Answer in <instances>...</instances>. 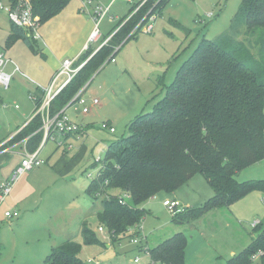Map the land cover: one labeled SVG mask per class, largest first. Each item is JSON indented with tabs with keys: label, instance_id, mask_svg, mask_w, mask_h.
Returning a JSON list of instances; mask_svg holds the SVG:
<instances>
[{
	"label": "rangeland",
	"instance_id": "rangeland-1",
	"mask_svg": "<svg viewBox=\"0 0 264 264\" xmlns=\"http://www.w3.org/2000/svg\"><path fill=\"white\" fill-rule=\"evenodd\" d=\"M1 1L8 3V0ZM112 3L113 0H95L89 14L81 11L79 0H70L58 15L41 24L39 40H31L30 45L20 39L10 49L9 56L14 61L7 57L4 70L14 75L9 89L0 85V147L36 114L33 97L37 84L52 76L50 63L56 58L52 49L55 54L59 53L57 57L71 58L88 19L98 35L101 34L98 42L89 41L97 47L105 37L116 32L125 18L141 15L144 10L146 13L140 22L148 15H155L153 0ZM97 5L111 6L98 26L93 17ZM240 5L241 0H168L162 14L156 16L154 31L140 33L138 39L127 42L116 56L117 63L105 64L92 77L85 98H98L100 106L86 115L76 105L67 112L78 125L87 128L86 132L69 138L55 134V140L48 141L41 151L44 164L27 172L0 207V264H43L54 247L67 241L81 244L80 258L84 264H133L131 260L137 257L144 264L151 263L147 252L132 243L133 237L114 242L108 230L104 234L98 232L102 225L97 213L102 201L114 196L101 195L95 199L86 189L102 169L99 159L105 158L109 143L127 135L129 124L138 115L153 110L203 39L214 41L230 32ZM8 18L5 11H0V46L4 51L12 35L11 30L7 31L12 26ZM178 25L188 28L189 35ZM89 52L84 50L82 54L86 56ZM103 122H110L116 133L101 129ZM0 151L1 185L20 165L26 150L21 144L9 151ZM237 180L241 183L264 181V159L244 169ZM109 192L120 196L117 190ZM213 195L211 186L199 173L174 193L157 194L144 205L146 215L141 226L148 240L143 245L151 249L182 232L187 237V264H227L249 248L259 233L257 228L264 227V190L250 192L229 210L216 208L185 224H175L173 214L164 205L167 198H176L191 208L200 207ZM6 209H16L20 217L7 218ZM257 221L260 223L254 227ZM85 223L100 243L85 242L82 236ZM251 264H262V261L252 260Z\"/></svg>",
	"mask_w": 264,
	"mask_h": 264
},
{
	"label": "trees",
	"instance_id": "trees-1",
	"mask_svg": "<svg viewBox=\"0 0 264 264\" xmlns=\"http://www.w3.org/2000/svg\"><path fill=\"white\" fill-rule=\"evenodd\" d=\"M11 1L16 4L19 0ZM153 1L156 2L153 14L161 15L168 0ZM31 2L34 15L42 24L58 15L70 0ZM145 13L144 10L141 15L122 20L107 44L95 54L88 51L89 56L81 57L74 68L81 64L83 67L52 100V114L68 107L87 84L88 90L92 77L116 58L127 42L138 39L141 29L131 33ZM178 27L189 35L188 28ZM12 32L9 43L19 38L32 45V39L13 23ZM41 93L36 92L33 97L36 110L44 100ZM41 127L42 119L37 115L5 146L29 138L25 148L27 152H35L43 140ZM73 135L76 134H68L66 138ZM263 159L264 0H241L230 32L214 41L203 39L153 110L138 115L129 124L127 135L109 143L103 168L86 193L95 199L108 196L110 189L131 195L132 201L127 206L120 204L118 196L105 197L97 213L100 224L114 231L116 242L142 222L146 202L161 192L174 193L198 173L205 177L214 195L204 205L174 216L175 224L192 222L216 208H229L250 192L264 190V181L237 180L244 169ZM258 229L252 245L227 264H251L252 257L259 252L263 253L259 259L264 264V227ZM82 236L87 244L100 243L87 223L82 227ZM186 248V235L176 233L151 248V260L187 264ZM81 249L78 242H64L52 249L43 264H84Z\"/></svg>",
	"mask_w": 264,
	"mask_h": 264
},
{
	"label": "built area",
	"instance_id": "built-area-1",
	"mask_svg": "<svg viewBox=\"0 0 264 264\" xmlns=\"http://www.w3.org/2000/svg\"><path fill=\"white\" fill-rule=\"evenodd\" d=\"M82 3L81 11L83 13H89L91 14L92 8L95 5V0H80ZM116 0H113V3ZM127 2H133L134 0H125ZM112 3V4H113ZM110 5L108 7H101L97 5L94 8L93 11V17L97 21V26L99 23L109 14ZM0 11H5L9 19L13 24L18 26L19 28L23 29L28 36V38L37 41L41 38V35L39 34V28L41 26L40 18L36 15H34L33 12V6L31 0H19L16 4L13 3L11 0H8L7 5H5L0 0ZM156 20V15H152L149 17L148 21L146 23H143L141 21L137 27L132 31V34L137 33L139 29H141V32L144 33H152L154 29L153 23ZM98 33L97 30L94 31L91 41L96 42L98 39ZM111 40V38H110ZM109 41H106L105 44H107ZM118 50V48H117ZM5 53L0 47V85L4 89H9L11 87V83L13 80V75L5 72V66L7 65ZM111 62L115 63L116 58H113ZM84 64L74 68V62L73 61H66L63 65V68L61 72L56 75V77L53 80V84L51 88H49L46 91V96L43 100L42 105L36 110V114L34 115H40L42 119V127L39 131L43 133V140L41 143V146L38 150H36L33 153L26 152L23 156V159L20 163V165L13 171L12 175L8 180L3 182L0 185V207L3 204V202L6 200V198L11 194L12 189L14 185L29 171H32L33 169L40 167L44 164L43 159L41 158V151L45 147L48 141L55 140V134H60L63 137H66L68 134H79L80 132H84V128L74 121L71 120V118L67 114V109L72 107L73 105H76L82 109L81 113L86 115L90 113V111L100 106L101 102L98 98H92V99H86L85 93L87 92L86 88L89 84H87L84 88L80 90L78 95L74 98V100L68 105V107L64 108L63 110L57 112L56 114L51 113V102L55 98V96L75 77V75L78 73V71L83 67ZM67 76V80L65 83L61 86L59 90L56 92H53V86L56 83V81L61 76ZM86 91V92H85ZM79 109V108H77ZM101 129L103 130H109L111 133H115L116 129L110 126V123L103 122L101 124ZM29 138H26L25 140L21 141V144L26 146ZM62 143V142H61ZM5 146V145H4ZM2 146L0 147L1 150ZM11 150V149H10ZM103 159H99V162H102ZM103 168V166H102ZM99 173V172H98ZM98 177V175H97ZM96 177V178H97ZM95 178V179H96ZM120 204L127 206L131 203L132 198L129 193H122L120 196H118ZM165 207L170 211L173 216H177L181 213L186 212L188 207H186L180 200L178 199H168L164 201ZM5 216L9 219L17 218L20 216L18 211H7L5 212ZM142 222L140 224H136L134 227L130 228L129 231L126 233L127 236L133 237L132 243L140 249V251H146L150 260H151V249L147 248L145 245H143V242L147 239L146 236L143 234V226H141ZM259 223L255 222L254 227H256ZM108 230L110 234V238L114 239V231L109 230L105 226H100L98 228V232L101 234H104L105 231ZM147 241V240H146ZM263 255L262 252H259L255 254L252 259L257 260ZM131 263L133 264H144L142 262V259L140 257H137L133 260H131ZM150 264H166V263H160V262H154L151 260Z\"/></svg>",
	"mask_w": 264,
	"mask_h": 264
},
{
	"label": "crops",
	"instance_id": "crops-1",
	"mask_svg": "<svg viewBox=\"0 0 264 264\" xmlns=\"http://www.w3.org/2000/svg\"><path fill=\"white\" fill-rule=\"evenodd\" d=\"M80 1V0H79ZM81 2V1H80ZM111 11V10H110ZM156 19H157V17H156ZM8 20L11 22V20L8 18ZM87 22V21H86ZM92 21L91 20H89L88 19V22H87V24L84 26V27H82V31H81V33H79V36H80V42H79V44H76L73 48V55H72V57L71 58H67V57H65V58H60V57H57V56H60L59 55V53H56L55 54V50L54 49H52V53L54 54V55H56V58L54 57V58H52V60H51V63H50V66H51V70H52V72H51V78H50V80H44V82H41V84H37L38 86L36 87V92H38L39 94L41 93V95H42V97L43 98H45V96H46V91L49 89V88H51V86H52V84H53V78H55L56 77V75H58L60 72H61V70H62V68H63V64L66 62V61H73L74 62V66L76 65L77 66V64L79 63V61H80V59H81V57L83 56V54H82V52L84 51V50H86V51H94V54L104 45V43H106V41H109L110 40V38H112L113 36H114V34L118 31V29L116 30V32L115 33H113V34H111L110 36H108V37H105V40L100 44V45H98L97 47H93L92 45H90V44H92V43H89V41H90V39H91V37H92V35H93V33H94V31H95V29L92 27V25L90 24ZM12 24V23H11ZM9 29L7 30V31H9V30H11V34L13 35V32H12V26H11V28L10 27H8ZM40 28H41V26H40ZM40 28H39V30H40ZM153 31H154V29H153ZM8 32H6V34H7ZM141 33H144V32H141ZM10 34V35H11ZM12 35H11V37H12ZM11 37H9V40L8 41H10L11 40ZM138 37H139V35H138ZM98 39H101V34L98 36ZM98 39H97V41L96 42H98ZM6 42V47H7V51H4V53H5V57H6V59H7V57L10 59V60H13L14 61V59L12 58V57H10L9 55L11 54L10 53V49L12 48V47H14L18 42H20L21 40L18 38L16 41H14L13 43H9V42ZM100 41V40H99ZM121 46L122 45H120V46H118L117 48H118V50L121 48ZM1 47V46H0ZM52 48L54 47V45H52L51 46ZM55 48V47H54ZM43 53V52H42ZM115 63H117V60H116V62ZM82 65V64H81ZM80 66V65H79ZM21 71V70H20ZM15 72V71H14ZM8 73V72H7ZM10 74V73H9ZM13 75H14V73H12ZM11 74V75H12ZM22 76H24L23 74H22ZM64 78V79H63ZM63 79V80H62ZM67 80V78L66 77H64V76H61V77H59V79L56 81V83L54 84V86H53V92H56L57 90H59L60 88H61V86L65 83V81ZM22 81H23V79H22ZM41 85H44V86H42L41 87ZM67 112H68V109L66 110ZM68 114V113H67ZM69 116V115H68ZM34 117V116H33ZM70 117V116H69ZM71 118V117H70ZM33 119V118H32ZM31 119V120H32ZM30 120V121H31ZM71 120L72 121H74L72 118H71ZM29 120L28 121H26L22 126H19V128H18V130H16V132L13 134V136L11 137V139L22 129V128H24L29 122H30ZM75 123H77L76 121H74ZM110 123V122H109ZM78 124V123H77ZM110 126L111 127H113V128H115L111 123H110ZM84 128V127H83ZM85 129V131H84V133L86 132V130H87V128L85 127L84 128ZM116 129V128H115ZM115 133H116V131H115ZM71 137V136H70ZM64 138H66V137H64ZM67 138H69V137H67ZM10 139V140H11ZM17 145H20L21 146V142H18V143H15V144H10V145H8V146H4V147H2L1 149H5V151H9L10 149H12V147H15V146H17ZM25 147V146H24ZM25 150H26V148H25ZM26 152H27V150H26ZM0 153H1V151H0ZM23 156H24V154H23ZM23 156H22V158H21V160L23 159ZM21 160H20V162H21ZM19 162V163H20ZM18 166H19V164H18ZM17 166V167H18ZM10 178V176H8L7 177V179L6 180H8ZM3 183V182H2ZM110 190H117L118 192H119V194L121 195L122 194V191L120 190V189H110ZM109 190V191H110ZM107 192V194H110V195H112V196H114V197H116L117 196V194H112L111 192ZM172 194V193H171ZM168 199H176V198H167L166 200H168ZM5 203V201L3 202V204ZM3 204L1 205V207H3ZM185 205V204H184ZM186 207H188V208H191V206L189 207V206H187V205H185ZM222 208H226L227 210H229L228 209V207H222ZM8 211V209H6V211L5 212H7ZM14 211H17L16 209H14ZM20 217V216H19ZM13 219V218H12ZM258 223H260L259 221H257ZM147 240H148V238H147ZM162 243V242H161ZM160 243V244H161Z\"/></svg>",
	"mask_w": 264,
	"mask_h": 264
}]
</instances>
